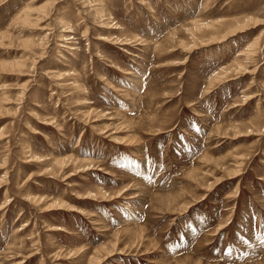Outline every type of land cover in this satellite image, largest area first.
I'll return each instance as SVG.
<instances>
[{"label": "rangeland", "instance_id": "374dc122", "mask_svg": "<svg viewBox=\"0 0 264 264\" xmlns=\"http://www.w3.org/2000/svg\"><path fill=\"white\" fill-rule=\"evenodd\" d=\"M98 259L264 264V0H0V264Z\"/></svg>", "mask_w": 264, "mask_h": 264}, {"label": "bare ground", "instance_id": "6f19581e", "mask_svg": "<svg viewBox=\"0 0 264 264\" xmlns=\"http://www.w3.org/2000/svg\"><path fill=\"white\" fill-rule=\"evenodd\" d=\"M259 22H257V24H258ZM242 27V26H241ZM198 28H200V27H198ZM237 31V30H236ZM235 32V31H234ZM232 33H233V31H232ZM16 68V67H15ZM100 262L101 261H99V259L96 261V264H100ZM101 264H102V262H101Z\"/></svg>", "mask_w": 264, "mask_h": 264}]
</instances>
